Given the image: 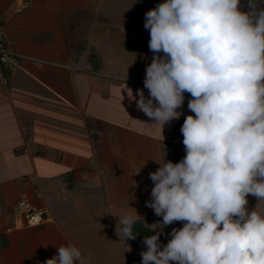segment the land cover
<instances>
[{
	"label": "crops",
	"instance_id": "obj_1",
	"mask_svg": "<svg viewBox=\"0 0 264 264\" xmlns=\"http://www.w3.org/2000/svg\"><path fill=\"white\" fill-rule=\"evenodd\" d=\"M4 1L0 24L20 68L0 88V264H44L68 245L89 264H122L119 217L156 216L149 173L154 160L185 157L192 97L164 126L129 98L149 95L153 56L145 15L135 30L124 24L132 0H25L20 13ZM20 202L46 223L15 226Z\"/></svg>",
	"mask_w": 264,
	"mask_h": 264
},
{
	"label": "clouds",
	"instance_id": "obj_2",
	"mask_svg": "<svg viewBox=\"0 0 264 264\" xmlns=\"http://www.w3.org/2000/svg\"><path fill=\"white\" fill-rule=\"evenodd\" d=\"M153 53L138 110L164 126L183 114L186 155L154 160L147 207L173 228L146 236L141 264H264V0H164L145 13ZM163 53V55H161ZM142 168V167H141ZM141 168L133 174H139ZM138 216L119 217L126 239ZM143 219V218H142ZM44 264H89L75 246H60Z\"/></svg>",
	"mask_w": 264,
	"mask_h": 264
},
{
	"label": "built area",
	"instance_id": "obj_3",
	"mask_svg": "<svg viewBox=\"0 0 264 264\" xmlns=\"http://www.w3.org/2000/svg\"><path fill=\"white\" fill-rule=\"evenodd\" d=\"M26 7L25 0H15V12L20 13ZM20 68L19 57L13 54L7 46V38L3 24H0V88H7L9 80ZM46 223L44 212L32 209L25 202H20L14 214V225L39 227Z\"/></svg>",
	"mask_w": 264,
	"mask_h": 264
},
{
	"label": "rangeland",
	"instance_id": "obj_4",
	"mask_svg": "<svg viewBox=\"0 0 264 264\" xmlns=\"http://www.w3.org/2000/svg\"><path fill=\"white\" fill-rule=\"evenodd\" d=\"M148 2V5L150 6V9L154 8L157 4L163 3L164 0H146ZM5 6L8 5V1H4ZM184 157L176 158V160H171L173 163L180 162ZM248 205L247 208L249 211L256 210L261 215H264V200H257L256 197L249 194L247 196ZM138 223L135 224L134 228H140L142 234L136 235L135 239L133 240V248L136 252L130 253L128 257L122 256V264H141L142 258L140 253L144 250H146V246L143 244V239L146 236L155 235V231L162 230V233L160 235V243L161 244H167L168 240L171 239V237L168 235L173 228H182L183 222H173V224L164 226L163 224L159 223L162 222V217L154 216V217H144L143 219L140 218L137 220ZM134 231V229H133ZM132 242V241H131Z\"/></svg>",
	"mask_w": 264,
	"mask_h": 264
},
{
	"label": "trees",
	"instance_id": "obj_5",
	"mask_svg": "<svg viewBox=\"0 0 264 264\" xmlns=\"http://www.w3.org/2000/svg\"><path fill=\"white\" fill-rule=\"evenodd\" d=\"M147 12V1L146 0H132L128 15L125 20V26L130 30H135L140 24L143 16ZM123 227V226H122ZM133 234L139 235L142 234L140 228H134ZM132 241V242H131ZM132 239H122V253L124 257H128L130 253L136 252L133 248ZM175 264V262H171Z\"/></svg>",
	"mask_w": 264,
	"mask_h": 264
}]
</instances>
